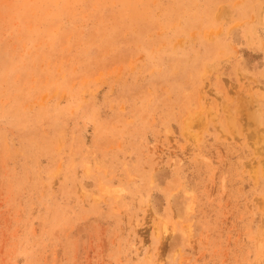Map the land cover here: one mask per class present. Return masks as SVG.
Returning <instances> with one entry per match:
<instances>
[{
  "label": "rangeland",
  "instance_id": "374dc122",
  "mask_svg": "<svg viewBox=\"0 0 264 264\" xmlns=\"http://www.w3.org/2000/svg\"><path fill=\"white\" fill-rule=\"evenodd\" d=\"M0 264H264V0H0Z\"/></svg>",
  "mask_w": 264,
  "mask_h": 264
}]
</instances>
